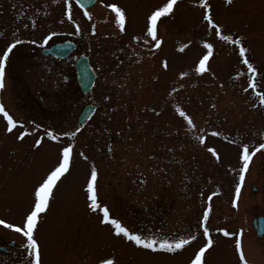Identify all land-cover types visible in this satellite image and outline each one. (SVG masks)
Here are the masks:
<instances>
[{
	"label": "rangeland",
	"instance_id": "1",
	"mask_svg": "<svg viewBox=\"0 0 264 264\" xmlns=\"http://www.w3.org/2000/svg\"><path fill=\"white\" fill-rule=\"evenodd\" d=\"M117 1L111 4L124 9L127 19L137 18L140 32L127 30L130 22L121 32L109 4L102 1L88 10L86 30L72 23L74 38L88 40L86 55L97 74L89 93L82 94L74 83L66 85L58 73H37L27 85L4 77L0 103L31 135L18 141L22 129L7 133L0 114V219L23 224L34 187L57 163L62 147L72 144L70 172L58 182L34 231L41 264H100L104 259L115 264H190L206 242L203 226L214 242L205 254L206 264H242L237 239L248 264H264V236L257 237L253 226L254 218L264 215V150L252 157L238 200L235 195L242 145L253 151L264 142V106L252 89L244 91L252 74L241 62L239 45L216 35L203 19L200 0H178L173 13L158 21L162 44L156 48L145 20L166 0ZM207 3L221 34L241 39L248 48L246 55L257 68L256 91L264 92V0ZM71 7V18L78 19L75 5ZM7 43L0 40V50ZM205 43L213 45L209 71L197 73ZM87 103L96 110L79 124ZM177 108L192 117L194 128ZM77 128L75 137L63 135ZM46 129L59 139L47 137ZM213 131L220 135L212 136ZM200 135L205 136L203 145ZM41 137V147L33 148ZM207 148L216 149L220 159ZM92 167L98 173V202L129 230L158 240L196 239L175 253H154L116 237L110 226L99 223L102 212L88 208ZM208 207L211 212L202 226ZM219 229L234 235L225 237ZM0 233L27 245L25 237L3 225ZM30 264H35L31 255Z\"/></svg>",
	"mask_w": 264,
	"mask_h": 264
},
{
	"label": "snow or ice",
	"instance_id": "2",
	"mask_svg": "<svg viewBox=\"0 0 264 264\" xmlns=\"http://www.w3.org/2000/svg\"><path fill=\"white\" fill-rule=\"evenodd\" d=\"M55 2V0H54ZM203 8L205 9V13L203 19L207 21L208 25L215 29L216 35L223 41L230 42L235 45H239L238 55L241 58V62L246 66L247 71L252 74L250 78V82L248 84V88H245L244 91H248L252 89L255 92V95L259 99V104L264 106V92L256 91V75L257 68L250 62L248 56V48H246L241 39L233 37L229 35H222L221 28L219 25L214 23L213 17L210 13V5L206 2V0H200ZM233 0H226V3L231 4ZM178 0H166L162 6L157 7L155 10L151 11L149 15L146 16L145 20V30L147 36L151 37L152 41H154V46L159 48L162 44V40L158 38V21L165 16H169L174 11V6L177 5ZM82 6V5H81ZM106 7L111 8V10L115 13V23L118 25L119 30L121 32L125 31L127 17L124 9L117 6L116 4H109ZM85 16H88L91 19L90 14L85 11ZM68 18L71 19V11L69 7ZM79 26L77 25V30ZM52 35H48L44 37V42L47 43L48 40L52 38ZM133 39H137L133 37ZM20 40H15V42L10 43L6 49L0 50L2 51V55H0V89L4 88V77H5V69L9 60V55L12 53L13 49L16 48L18 44H20ZM204 48L207 50L204 55L199 59L197 67L195 71L197 73H205L209 71L208 62L213 55V45L211 43H205ZM183 51V48L180 49ZM163 67L166 69L168 67L167 61L163 62ZM186 75V73H181V77ZM176 91V89H173ZM213 107H215L213 105ZM176 111L179 113V116L182 117L190 128H194L195 125L193 123V119L189 116L185 111L177 108ZM0 114H2L3 119L6 121L5 131L9 134L13 133L17 127L22 129L17 135L16 139L18 141H24L26 136L31 135L29 131L24 128L23 122L17 121L13 118L12 115L9 114L2 103H0ZM39 128V125H36ZM80 129L77 128L74 132H65L63 135L75 137L76 133L79 132ZM45 135L49 137L53 141H57L59 139V135L55 134L53 131L45 130ZM212 136H219L220 133L213 131L211 133ZM199 143L203 145L205 143V136L200 135L197 137ZM43 137L36 139L32 145L33 148H40L42 144ZM264 150V142L260 143L258 147H256L253 151H250L248 145H242L241 151V159L243 160V167L240 169L239 180L240 183L237 184L235 189L236 200L239 199L241 185L245 179V173L249 168L250 161L252 157L259 151ZM207 151L211 153L213 157L217 160L220 159L216 149L207 148ZM72 154H73V145L69 144L67 146L62 147L60 150V155L57 163L46 173V175L38 181L37 185L33 189V202L29 211L25 214V218L22 225H15L13 223H8L3 219H0V225H3L7 229H12L17 233H20L27 240V249L30 250L29 254L34 257L35 264H41V254H40V245L37 240L34 238V231L36 230L40 217L42 214L47 213L49 210V203L53 196L54 189L57 187L58 182L64 177L66 174L70 172L71 164H72ZM84 159H87L83 153H81ZM98 173L95 167H92L90 178L87 181L86 193H87V201L88 208L92 212H96L99 210L102 212V217L99 220L101 225H108L111 227L113 234L116 237L124 238L127 241L133 243L134 245L141 247L143 249L151 250L152 252H167V253H175L178 250L183 249L186 245L190 244L191 241L195 240V236H190L189 238H179L173 241H169L167 239H153V238H145L144 236L137 234L129 230L128 227L124 226L119 219L112 218L110 215V211L107 206L102 207L98 202L97 190H96V181H97ZM143 183V181H141ZM215 195V194H214ZM211 199V197H209ZM236 200L233 201V206H236ZM211 212V208L208 207L202 213V226L207 222L209 218V214ZM219 231L223 232L225 237L234 235L228 230L219 229ZM203 235L207 237L206 242L199 247L198 251L195 252L194 258L190 260V264H206V252L209 251L213 247V239L209 234V228L207 226H203ZM240 235H242V230ZM235 247L239 252V259L242 264H248V261L245 259L244 253L242 251L241 240L237 239L235 242ZM100 264H115L112 259H104L100 262Z\"/></svg>",
	"mask_w": 264,
	"mask_h": 264
},
{
	"label": "flooded vegetation",
	"instance_id": "3",
	"mask_svg": "<svg viewBox=\"0 0 264 264\" xmlns=\"http://www.w3.org/2000/svg\"><path fill=\"white\" fill-rule=\"evenodd\" d=\"M82 1L88 0H0V40L8 42L3 50L15 40L21 41L9 55L5 77L27 85L30 76L52 72L58 73L60 80L66 85L71 86L74 83L79 88L75 65L82 55L89 53V47L85 36L74 38L77 32L72 30V23L75 26L79 23V27L86 30L85 11L88 12L99 1L106 4L119 2L95 0L93 6L87 7L80 3ZM72 4L80 15L78 19L68 18ZM127 20L132 25L129 28L126 23L129 28L127 30L141 31L137 18ZM53 33L52 38L45 43L44 37ZM8 37H14V40L10 41ZM72 46V50H68ZM56 47L58 54L53 53ZM85 47L87 52L83 50ZM26 92L31 95L29 87ZM0 264H30V254L26 246L14 237L0 233Z\"/></svg>",
	"mask_w": 264,
	"mask_h": 264
},
{
	"label": "water",
	"instance_id": "4",
	"mask_svg": "<svg viewBox=\"0 0 264 264\" xmlns=\"http://www.w3.org/2000/svg\"><path fill=\"white\" fill-rule=\"evenodd\" d=\"M95 0H88L87 2L82 1L80 2L83 6H91L94 3ZM70 48V47H69ZM73 46L71 49L72 50ZM58 47L53 49V53H57ZM76 68H77V74H78V80H79V85L81 87V90L83 93H87L91 90V88L94 85L95 78H96V73L93 69V67L89 63L88 56H82L76 63ZM95 110V105L93 104H88L84 107L82 110L81 114L78 116V123L82 124L84 123L94 112ZM254 227L257 231V236L262 237L264 233V220L262 217L255 219L254 220Z\"/></svg>",
	"mask_w": 264,
	"mask_h": 264
}]
</instances>
